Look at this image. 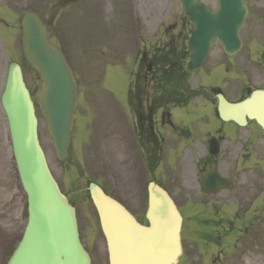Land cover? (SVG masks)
Returning <instances> with one entry per match:
<instances>
[{
	"label": "rangeland",
	"instance_id": "1",
	"mask_svg": "<svg viewBox=\"0 0 264 264\" xmlns=\"http://www.w3.org/2000/svg\"><path fill=\"white\" fill-rule=\"evenodd\" d=\"M204 1L212 8L217 6L214 0ZM248 2L252 13L240 33L244 46H248L252 55L257 46L264 48V19L257 16L258 13L264 15V0ZM128 5L127 0H78L72 3L65 0H0V264L6 263L26 224L20 210L27 198L19 184L8 123L1 106L7 68L12 61L19 62L23 68L36 106L40 143L51 171L78 207L82 237L93 253L94 264H108V258L103 235L99 232L97 212L89 199V183L99 182L120 199L136 202L141 197L140 202H144L145 192L139 191L137 186L138 166L129 155L128 147V151L121 150L123 145L117 139L124 130L129 134L132 130V112L127 101L131 73L143 68H139V59L144 48L181 46V43H187L192 25L180 0H133L140 14L139 27L135 31ZM30 10L38 12L46 21L50 42L64 48L79 84L77 117L66 161H61L55 153L38 105L41 80L22 49L21 18ZM249 50L227 57L216 43L207 62L190 71L192 84L220 88L228 99L236 100L242 85L250 78L249 73L246 75L243 71L244 65L245 68L250 66ZM184 56L185 60L189 59L188 50H184ZM149 58H144V65L150 63ZM255 58L259 59L260 53ZM262 81L263 71L253 77L254 83ZM201 118L215 126L220 124L215 119L212 104L197 98L186 107H172V119L177 129L167 127L164 130L170 132V137L166 136L165 140L166 158L158 163L155 175L178 198L177 187L195 177L197 157L191 154V148L194 141L204 139L202 135L209 125ZM227 127L232 129V126ZM255 248L252 251L257 257L255 264H264V260H260L264 249L260 245ZM239 262L242 264L241 260Z\"/></svg>",
	"mask_w": 264,
	"mask_h": 264
},
{
	"label": "water",
	"instance_id": "2",
	"mask_svg": "<svg viewBox=\"0 0 264 264\" xmlns=\"http://www.w3.org/2000/svg\"><path fill=\"white\" fill-rule=\"evenodd\" d=\"M181 1L194 26L189 68L204 62L217 38L227 53L239 49L238 31L247 14L242 0H219L217 12L198 0ZM22 27L26 57L42 78L39 103L56 153L65 160L75 118L77 83L62 50L49 44L46 27L37 14L26 13ZM218 97L223 119L245 123L249 117L264 127V90L238 103L228 102L221 94ZM2 105L29 200L28 224L8 264H91L79 238L75 209L61 193L39 144L33 102L17 63L10 65ZM90 192L108 241L110 264H173L177 260L182 218L163 188L155 182L150 184L149 226L138 223L97 184H91Z\"/></svg>",
	"mask_w": 264,
	"mask_h": 264
},
{
	"label": "flooded vegetation",
	"instance_id": "3",
	"mask_svg": "<svg viewBox=\"0 0 264 264\" xmlns=\"http://www.w3.org/2000/svg\"><path fill=\"white\" fill-rule=\"evenodd\" d=\"M248 6L250 10L251 3ZM139 94L133 109L135 133L150 171L151 161L162 149L154 114L144 112L140 106L142 93ZM225 126L207 129L208 142L201 150L194 180L177 187L184 218L179 264H236L237 255L242 264H255L256 258L249 256V241L257 245L260 238L259 245L264 249V133L255 121L245 126L230 124L232 129ZM212 137L217 140L216 155L210 153ZM211 166H217L230 188L215 193L203 191L200 177ZM138 199L125 205L145 223V208ZM252 226L260 229L252 234Z\"/></svg>",
	"mask_w": 264,
	"mask_h": 264
},
{
	"label": "trees",
	"instance_id": "4",
	"mask_svg": "<svg viewBox=\"0 0 264 264\" xmlns=\"http://www.w3.org/2000/svg\"><path fill=\"white\" fill-rule=\"evenodd\" d=\"M182 60V56L180 55H173L171 58V65L168 68V70L162 68L163 71H160V76L164 77V80L162 82V84L159 86L158 84H156V86H154L155 91L160 92L161 95V99L162 98H167L166 93L169 92H176L179 89H182L181 86H183V94L185 93H192L193 91L198 93V91L193 90L191 91L190 88L187 86V80H186V72L183 70L184 69V65ZM158 85V86H157ZM177 104L181 103L180 101H175Z\"/></svg>",
	"mask_w": 264,
	"mask_h": 264
}]
</instances>
